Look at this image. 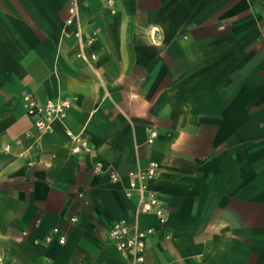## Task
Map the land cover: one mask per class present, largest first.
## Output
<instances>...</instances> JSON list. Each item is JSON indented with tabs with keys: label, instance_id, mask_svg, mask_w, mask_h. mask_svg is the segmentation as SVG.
<instances>
[{
	"label": "crops",
	"instance_id": "1",
	"mask_svg": "<svg viewBox=\"0 0 264 264\" xmlns=\"http://www.w3.org/2000/svg\"><path fill=\"white\" fill-rule=\"evenodd\" d=\"M107 1L77 0L86 62L70 0H0V264H131L121 221L142 264H264V0ZM25 95L71 106L39 131ZM150 162L162 221L125 195Z\"/></svg>",
	"mask_w": 264,
	"mask_h": 264
},
{
	"label": "built area",
	"instance_id": "2",
	"mask_svg": "<svg viewBox=\"0 0 264 264\" xmlns=\"http://www.w3.org/2000/svg\"><path fill=\"white\" fill-rule=\"evenodd\" d=\"M111 4V0L107 1ZM65 27L75 26L74 31L70 33L79 46V51L76 53V57L81 60L94 61L96 55L92 54L86 57L84 54L85 44L89 45L93 39H87L86 42L82 39L81 26L79 21V10L77 0H70L66 10V18L64 21ZM22 106L25 110V114L29 118L34 119V125L39 131H47L51 128L55 122H62L67 114L68 109L71 106V101L68 98L60 100H47L44 103H39L30 95H25L22 99ZM67 136L71 140V153L80 154L89 151L87 142L80 136L74 135L70 131H66ZM156 136V132L152 131L149 141ZM1 150H9V146L2 147ZM98 170V168H96ZM158 171V165L155 162H150L146 169L136 170L129 173V186L125 192L127 197H130L133 192L138 193V199L135 209V215L144 213H152L156 215L161 221L163 219L164 210L159 197L146 185V180H152ZM76 219L71 218V221ZM56 231V229L54 230ZM151 231H140L137 228L135 222H117L111 225L107 232V239L114 243L116 251L122 257H128L131 264H142L144 262V249L146 235ZM65 237L59 238V243L63 244Z\"/></svg>",
	"mask_w": 264,
	"mask_h": 264
}]
</instances>
